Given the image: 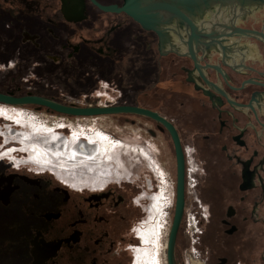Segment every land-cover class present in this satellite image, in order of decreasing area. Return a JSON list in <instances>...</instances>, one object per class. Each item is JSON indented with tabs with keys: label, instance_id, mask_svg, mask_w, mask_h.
<instances>
[{
	"label": "flooded vegetation",
	"instance_id": "flooded-vegetation-1",
	"mask_svg": "<svg viewBox=\"0 0 264 264\" xmlns=\"http://www.w3.org/2000/svg\"><path fill=\"white\" fill-rule=\"evenodd\" d=\"M83 1L86 18L70 22L62 0H0V64L37 58L60 80L90 77L75 96L82 93L86 99L97 97L91 80L114 85L118 77L125 90L116 106L152 111L178 136L185 239L175 252L176 263L185 264L191 247L184 231L190 208L200 219L196 247L207 264H264V0H211L185 9L188 21L160 12L155 30L124 12H104ZM90 20L92 29L69 33L62 26ZM44 90L38 96L56 98ZM2 117L28 129H14L9 122L2 134H18L21 151L27 150L35 164L21 155L3 158L13 164L0 162V264H135L143 247L138 230L152 201L162 196L167 206L171 193L176 201L177 148L168 128L146 116L114 115L124 122L138 118L153 145L152 150L146 143L137 147L146 166L138 161V171L118 181L107 179L113 175L108 163L116 148L127 146L100 129L84 133L91 148L85 156L73 151L80 143L76 134L64 139L21 108L0 105ZM36 163L56 170L86 167L93 183L103 184L73 186L52 172L32 170ZM155 246L147 259L152 264Z\"/></svg>",
	"mask_w": 264,
	"mask_h": 264
},
{
	"label": "rangeland",
	"instance_id": "rangeland-1",
	"mask_svg": "<svg viewBox=\"0 0 264 264\" xmlns=\"http://www.w3.org/2000/svg\"><path fill=\"white\" fill-rule=\"evenodd\" d=\"M99 14H102V13H99ZM94 16H95V13H94ZM62 26L64 27L65 32L73 33L79 30V28L92 29L95 27V24L93 20H90L89 22H86L80 26L66 24V23L62 24ZM29 61L26 64L17 65L14 67H8L4 63L0 64V92L1 93L13 94L14 96L20 97V96L26 95L27 91H32L34 95H39L42 92V88H45L46 90H44V92H46V95H52L56 97V98H49V99H55L56 101L66 104V105H68L67 104L68 101H71V102L75 101V102H80L81 104L79 105L81 107H88L89 104H92V107H94V106H99L100 102L111 105V103L112 102L114 103V101L118 98V96H121V92L122 91L124 92L125 90L122 87L121 81L118 77H115V80L113 81L116 84V86L115 84L110 85L108 82L100 78L98 80H91L93 84L95 85L94 94L95 95L102 94V96L107 97L106 99L105 98L102 99L100 97L86 99L84 98L85 96H83L82 93L80 97H75L80 94L79 92L83 90L82 87H84V85L88 83L87 80L90 77H83L82 74L81 75L78 74L72 80L71 75H66V76L64 75V78L60 80L58 76L59 73L57 74V71H55L54 68L45 67L44 65H40V61H38L37 58L33 60H29ZM3 67L5 69H3ZM28 74L29 75L31 74V75L29 76ZM27 76H29L30 78L29 85L25 84L24 82V79ZM82 78H85L84 82H82L83 81ZM69 79H71L72 81L69 82ZM66 80L69 82V84L65 82ZM21 109L25 114L34 116L39 121V123L45 122L50 125L56 122L54 117H57V116L61 117V115L55 112H51L47 110L46 108H39L36 106H24V107H21ZM67 118H70L71 123H65L67 128H64L61 130L64 133L65 138L72 139L69 136L73 134L81 133L82 129L83 131L85 130L86 133H90L92 132L93 128L94 130L98 128L108 137H112L116 140H119L125 146H127V148L125 149H121V147L119 149L117 148L113 152L114 153L113 161L109 162L108 164L112 166V174L115 175L116 179H111V180L124 181L125 179H128L130 174L132 173L135 174L138 171V161L144 160L145 162L144 165L146 166L147 163L145 159L140 157L138 150L137 151L135 150L137 149V147L141 148V144H145V143H146L145 147L152 150L153 145H152V140L149 137H147L148 135L141 130L140 128L141 126L139 123L140 120L138 118L132 117L130 118L128 122H124L123 120L117 117H114V116L93 117L92 119H86L82 122H80L75 117H67ZM8 123L9 124L12 123V125L14 126L16 125L12 119H7L5 117H2V120H0V129H5ZM94 123L96 124V127L90 126L91 124L93 125ZM80 124H82V127L79 126ZM23 131H28V129L24 128ZM0 138L4 139L6 137L0 136ZM1 143H2V140L0 141V144ZM143 149L144 151H147L145 148ZM23 152L27 154L25 150ZM19 153L21 154V152ZM7 162H10L11 164H13L11 161H7ZM78 167L82 168L81 166H78ZM33 169L34 171H37V172L48 171V170H39L38 168L32 167V170ZM77 170L78 169H72V170H69V172L78 173ZM82 170L84 173L89 174L87 172L88 169L86 167H84ZM63 172L66 173L67 171H63ZM68 177H71V176H68ZM91 180L89 179L88 181H91ZM89 184L91 185L92 182ZM101 184L96 183V185H101ZM167 200H168V205L165 206L164 208L165 214L163 217L164 218L163 230L167 229L168 231H170V229H168L170 228V226L168 227L167 225L173 220L175 206H173L171 209L170 201L169 199ZM170 200H171V195H170ZM169 218L171 221L168 220ZM155 229H157V227ZM155 229H153V231L156 233L157 230ZM167 238L168 236L166 237V234H165V237H164L165 240L163 242L167 241ZM184 239L185 238H183V235L180 232L178 239H177V246H176L177 255L180 253L179 252L180 247L181 245L183 246ZM161 253L163 254V252Z\"/></svg>",
	"mask_w": 264,
	"mask_h": 264
},
{
	"label": "water",
	"instance_id": "water-1",
	"mask_svg": "<svg viewBox=\"0 0 264 264\" xmlns=\"http://www.w3.org/2000/svg\"><path fill=\"white\" fill-rule=\"evenodd\" d=\"M92 3L104 12L128 14L132 19L140 23L147 30H155L158 21L157 14L166 12L181 16L185 21L187 17L184 13L185 9L190 10V6H201L207 4L211 0H124L122 7L117 5L103 6L96 0H91ZM62 10L65 18L72 22H80L86 18V7L83 0L74 3L71 0H62ZM0 104L24 107L36 106L39 108H46L51 112H55L65 117H84L93 118L100 116H114V115H140L149 117L155 121L162 123L171 132L176 148L178 161V174L176 181V201L174 207L173 220L169 232L167 242V261L168 264L176 263V245L178 235L181 229L184 209H185V181H184V162L181 155L180 145L176 130L164 118L158 114L135 106H94V107H76L73 105H65L56 101L28 93L24 96H14L13 94H5L0 92Z\"/></svg>",
	"mask_w": 264,
	"mask_h": 264
},
{
	"label": "bare ground",
	"instance_id": "bare-ground-1",
	"mask_svg": "<svg viewBox=\"0 0 264 264\" xmlns=\"http://www.w3.org/2000/svg\"><path fill=\"white\" fill-rule=\"evenodd\" d=\"M0 105H4V104H0ZM6 106H9V105H6ZM9 108H21V107L9 106ZM54 118H55L56 122L52 123L50 125L55 127L54 129L56 130V133L58 136H60V135L62 136L64 133L61 130L64 128H67L65 123H71L70 118L63 117V116H61V117L57 116ZM76 119H78L80 122H82L86 119H92V118L79 117ZM10 125H12V123ZM54 125H56V126H54ZM12 126L14 129H19L20 131L24 130V128L16 127V125L15 126L12 125ZM79 126L82 127V124H80ZM90 126L96 127V124L94 123L93 125L91 124ZM50 128L51 127L48 125V129H50ZM84 133H85V130L82 133L76 134L75 138L78 141L80 140L79 141L80 143L74 147L73 151L76 152L77 154L87 156V155H89L91 148L86 145V143H87L86 139H88V137ZM69 137H71V138L74 137V134L70 135ZM18 138H19L18 134L17 135H11L7 138L8 140H11L10 142L13 141L16 144L6 146L5 149L2 152H0V159H3L5 157H16L18 155H21L24 157L23 158L24 161L28 160V161L34 163L31 160L30 154L27 152V150H25L27 152V154H25L23 152L24 150L21 151L22 148H20V147H23V146L20 145L22 142H20L18 140ZM63 138L65 139V136ZM110 138L112 139V141L120 143L119 140H116L112 137H110ZM52 145H53V143L48 144L49 147H51ZM120 147H118V149ZM52 151L55 153L57 152L56 150H52ZM14 152H16V153H14ZM19 152H21V154ZM38 153H40V152H38ZM19 161H21V160H19ZM36 164H37L36 168H38L39 170H48V171L50 170L49 172H52L56 177L60 178L64 182L69 183L70 185L87 188V187L92 186V184H96V183H93V181H92L93 179L91 180L88 174L83 172V170H82L83 168L76 167L75 169H78L77 170L78 173H75V172L71 173V172H69V170H71V169L55 170L49 166L39 165L38 163H36ZM48 171H46V172H48ZM63 171H67V172L64 173ZM68 172H69V174H68ZM68 176H71V177H68ZM87 178H88V180L90 179L91 181H88ZM107 179L111 180V179H116V178H115V175L113 174L111 177H109ZM91 182H92V184L90 185L89 183H91ZM161 190H163V189H161ZM165 206L166 205H165V202H164L162 196L160 198L154 199L152 201V206L149 208L148 215H147V218L145 220L146 221L145 227L140 228L138 230V232H139L138 238L141 240L143 247L141 249H138L137 255L135 256V259H136L135 264H143V262H146L147 258L149 257L150 251L152 250L151 247L152 246L156 247L155 246L156 243H157V249L158 250H157V257L155 258L154 263L155 264H162V257H161L162 253L161 252H163V248L164 249L166 248V243L163 242L165 240L164 237H165V233H166L165 230H163V228H164V226H163L164 218L163 217L165 214V210H164ZM156 227H157V229H155ZM153 229L157 230L156 233L153 231ZM146 263L152 264L153 262L150 259Z\"/></svg>",
	"mask_w": 264,
	"mask_h": 264
},
{
	"label": "built area",
	"instance_id": "built-area-1",
	"mask_svg": "<svg viewBox=\"0 0 264 264\" xmlns=\"http://www.w3.org/2000/svg\"><path fill=\"white\" fill-rule=\"evenodd\" d=\"M14 66H15V64L12 61L9 62L8 67H14ZM24 82L27 85L30 84L29 76H27L24 79ZM97 97H100L102 99L103 98H105V99L107 98L106 96H102V94H97ZM120 101H121L120 98H117L114 101V103L113 102L111 103V105H108L107 103L100 102L99 106H101V107L116 106ZM67 104L68 105H73V106H76V107H81L79 105V104H81L80 102L68 101ZM88 107H92V104H89ZM2 133H3L2 129H0V136L1 137H5ZM7 138L8 137L4 138L5 140L0 138V141L2 140V143L0 144V148H3V147L8 146V145H15L16 144L13 141L10 142L11 140H8ZM14 153H16V152H14ZM1 161H5V160L2 159V160H0V162ZM6 161H10V160H6ZM12 163H13V161H12ZM194 183H195L194 173H193L192 169H189L188 170L187 185H188V188L190 190H192V188L194 186ZM174 198H175L174 193H171V200H170L171 209L174 206ZM145 220L143 221V228L145 227V223H146ZM168 220L171 221L170 218ZM170 223L172 224V221ZM170 223L167 226L168 227L170 226V228H171V224ZM170 228H168V229H170ZM184 231L186 232V234L188 235V237H189V239L191 241V247H190V249L187 251V253L185 255V264H207L205 259L202 256V254L200 253V251L196 247L197 243L199 241V235H200L201 230H200V219H199V217L197 216L196 212L193 209H190V208L186 209L185 218H184ZM165 232H166L165 233L166 237L167 236L169 237V232L170 231L165 229ZM167 242H168V238H167V241H165L166 248L165 249L163 248V254L161 256L162 257V264H168V261H167Z\"/></svg>",
	"mask_w": 264,
	"mask_h": 264
},
{
	"label": "crops",
	"instance_id": "crops-1",
	"mask_svg": "<svg viewBox=\"0 0 264 264\" xmlns=\"http://www.w3.org/2000/svg\"><path fill=\"white\" fill-rule=\"evenodd\" d=\"M3 45L2 44H0V56L3 54Z\"/></svg>",
	"mask_w": 264,
	"mask_h": 264
}]
</instances>
